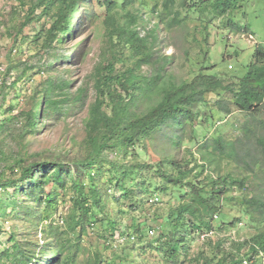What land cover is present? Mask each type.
Listing matches in <instances>:
<instances>
[{"label": "trees", "instance_id": "16d2710c", "mask_svg": "<svg viewBox=\"0 0 264 264\" xmlns=\"http://www.w3.org/2000/svg\"><path fill=\"white\" fill-rule=\"evenodd\" d=\"M86 1L32 0L25 8L23 26L48 16L49 24L36 30L33 41L42 50L50 52L74 33L73 18L81 2ZM99 1L106 7L108 18L114 20L111 34L116 38L115 44L121 46L122 53L118 54L113 46L111 56L95 66V98L89 105L84 123L85 137L79 142L81 154L70 162L23 158L10 165L12 172L20 167L19 176L0 179L1 188L15 190L10 199L19 203V212L28 218L38 215L48 219V212L55 213L58 209V190H71L67 230L65 232L52 223L47 229L42 228L46 242L41 249L37 239L20 241L12 236L14 243L8 249L12 264H76L82 235L92 234L90 228L97 223L102 225L98 233L107 244L109 239L119 238L120 241L112 239L113 246L123 247L129 242L140 245L139 249L144 252L146 245L143 241L151 236L147 245L157 252L163 251L166 257L177 258L180 249L174 246L176 243L187 252L186 244L191 235L200 237L224 225L238 224L244 220V215L248 216L256 232L238 242L236 248H223L218 264H240L245 259L254 264L256 256L264 254V172L261 178L256 174L260 160H264V119L258 121L256 118L264 112V49L257 47L247 71L237 80L227 82L218 73H209L206 55L198 61L199 68L193 77L173 80L167 69L170 56H160L156 51L160 39L158 29L163 26L171 29L181 23L185 18L181 10L191 7V1L195 0H154L153 4L146 0ZM206 1L199 4L200 9H207L203 4ZM209 1L212 16L221 17L234 7V0ZM136 4H139L138 12L148 7L149 12L158 18L152 28H145V34L138 28L140 16L131 11ZM121 11L122 19H115L113 13L120 14ZM228 21L233 24L231 18ZM209 33L205 25L203 42L206 44ZM125 48L128 54H123ZM60 58L58 53L54 54V62ZM144 65L149 66L148 72L142 71ZM36 67L33 64L26 66L22 77ZM19 79L13 84L16 85ZM72 84L69 78H49L40 82L27 97L26 109L0 120V132L12 131L11 123L17 119L21 123L22 136L35 133L48 119L66 114L73 106L78 107L85 101L86 88L80 86L72 91ZM210 94L217 96L214 105L220 112L231 114L234 107L247 112L250 118L244 125V137L230 139L215 133L206 140L203 157L208 163L228 159L236 167L244 168L248 176L236 173L234 169L238 168H233L225 174L218 171L217 176L202 177L207 162L189 167L190 162L171 158L157 163L141 158L147 138L157 129H174L171 138L179 143L185 126L195 123L197 105H211ZM252 144H255L253 150L248 148ZM259 148L260 154H257ZM196 167L201 170L194 172ZM237 186L241 194L230 195L232 187ZM117 192L120 196L116 195ZM163 193L179 202L172 204L169 200L171 204L164 207L160 225L146 223L149 227L147 234L144 232L146 224H132L131 232L129 227L120 229L109 211L111 200L119 202L124 199L132 209L149 197L153 203H158ZM17 196L26 199L19 202ZM39 207L45 208L42 215ZM233 209L240 215L233 216ZM61 221L65 222L62 216ZM150 229L154 230L153 235L149 234ZM77 231L79 233L73 239L66 235ZM129 243L126 245H131ZM107 244L105 248L109 247ZM245 247L247 250L241 252ZM91 259L88 264H112L99 250L93 252ZM198 261L210 264L209 259L204 262L198 258Z\"/></svg>", "mask_w": 264, "mask_h": 264}, {"label": "rangeland", "instance_id": "374dc122", "mask_svg": "<svg viewBox=\"0 0 264 264\" xmlns=\"http://www.w3.org/2000/svg\"><path fill=\"white\" fill-rule=\"evenodd\" d=\"M146 1L150 4L155 3L154 0ZM31 2L32 0H0V120L9 118L22 108L26 109L27 97L33 93L40 82L49 78L71 79L72 91L80 86L85 87L86 97L84 103L79 104L78 107L73 106L66 114L52 117L44 124H40L35 133L22 136L21 123L17 119L11 123L12 131H1L0 179L19 176L20 167L17 166L12 172L10 165L23 158L29 161L59 159L70 162L81 154L79 142L85 137L84 123L89 105L95 98L93 88L95 66L110 57L114 47L118 54L122 53L121 46L115 44L116 38H113L111 34L114 20L111 17L108 18V11L99 0L81 2L80 9L72 22L74 33L54 50L50 52L42 50L33 41V36L41 25L49 24L50 18L43 17L35 23L23 26L25 8ZM201 2L203 0L191 1V7L182 9L181 15L185 18L175 27L166 29L163 26L158 29L160 39L156 44L157 54L170 56L167 69L169 78L173 80L181 81L193 77L194 72L199 68L198 61H202L205 55L209 73L216 72L227 82L237 80L247 71L257 47L264 49V0H234L233 9L221 17L212 16V3L209 0L203 3L204 7L207 5V9H200ZM138 5L131 7V11L137 12L140 16L138 28L145 34V28H152L158 18L156 14L149 12L148 7H143L138 12L136 10ZM38 12L41 11L38 10ZM121 14L122 11L120 14L113 13V17L120 20ZM229 18L232 19L233 24L228 21ZM205 25L210 32L207 44L203 42ZM55 53L61 57L57 62H54ZM123 54H128L126 48ZM32 64L37 67L22 77L25 67ZM142 71L148 72L149 66L144 65ZM17 79H19L18 83L14 85L13 82ZM216 99V95L210 94L211 105L207 103L197 105L195 123L193 126L190 124L185 126L179 143L176 144L171 138L174 129L170 127L152 131L146 140L145 152L140 153L141 158L150 163L171 158L190 162L189 167L197 166L206 164L203 146L215 133L223 134L225 138L230 139L244 137V125L250 115L234 107L231 114L220 112L214 105ZM256 118L258 121L264 119V112L259 113ZM258 131L262 129L259 127ZM254 147L255 144H252L248 148L253 150ZM260 150V148L257 150V154H260ZM230 162L228 159H220L214 163L207 162L202 177L217 176L218 171L225 174L233 168H238ZM200 170L201 167H196L194 172ZM234 170L240 175H249L244 168ZM263 172L264 160L261 159L256 168V174L258 173L257 176L261 178ZM14 193L13 188L0 187V264H12L8 255V249L14 243L12 236L20 241L37 239L40 241L41 249V245L46 242L42 235V228L47 229V226L52 223L63 231L67 230L66 216L71 205V190H58V209L55 213L50 210L48 219L38 215L34 218L30 217L31 219L25 217L19 212V203L10 199ZM229 194L238 195L241 192L237 186L232 187ZM116 195L120 196V193L117 192ZM17 198L19 202L26 199L21 196ZM147 200L132 209L124 199L119 202L110 201L109 211L117 220L120 229L129 227L128 231L131 232L132 224L141 225L152 222L153 225H160L164 207L168 208L171 202L172 204L179 202L174 197L170 199V195L165 193L160 195L158 203H153L152 197ZM39 208V214L42 215L45 208ZM231 214L240 215L236 209H233ZM61 216L65 222L61 221ZM243 219L238 224L224 225L204 236L191 235L186 244L187 252L176 243L174 246H179L178 249H180L177 258L166 257L163 251L157 252L147 245L146 241L149 242L151 236L143 241L146 245L144 252L143 249H139L140 245L129 242L126 244L131 245H124L128 247L113 246V240L120 241L119 238L109 239L111 247L99 235L102 225L97 223L90 228L92 234L82 235L76 264H88V261L93 258V252L97 250L101 251L112 264H200L201 261L199 262L198 258L203 259L204 262L209 259L210 264H218L223 248H236L238 242L248 239L256 232L255 227L249 223L248 216L244 215ZM144 227L146 232L149 227L147 224ZM78 233L79 231L76 234L67 232L66 235L73 239ZM106 244L109 247L105 248ZM246 250L245 247L241 249V252ZM131 260L134 262L131 263ZM245 260L240 264H246ZM247 262L251 263L250 260ZM254 264H264L263 253L256 256Z\"/></svg>", "mask_w": 264, "mask_h": 264}, {"label": "built area", "instance_id": "2783aa9c", "mask_svg": "<svg viewBox=\"0 0 264 264\" xmlns=\"http://www.w3.org/2000/svg\"><path fill=\"white\" fill-rule=\"evenodd\" d=\"M155 200H158V198H156ZM147 233H148V232H146V234H147ZM149 234H150V235H153V234H154V230H153V229H150V230H149ZM203 236H204V235H203ZM132 238H134V237H132ZM244 262H245L246 264H248L247 260H245Z\"/></svg>", "mask_w": 264, "mask_h": 264}]
</instances>
